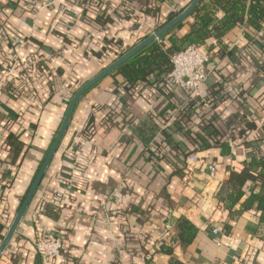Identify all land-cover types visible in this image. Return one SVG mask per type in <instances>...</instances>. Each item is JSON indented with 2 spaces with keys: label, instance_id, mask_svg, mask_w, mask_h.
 I'll return each mask as SVG.
<instances>
[{
  "label": "crops",
  "instance_id": "1",
  "mask_svg": "<svg viewBox=\"0 0 264 264\" xmlns=\"http://www.w3.org/2000/svg\"><path fill=\"white\" fill-rule=\"evenodd\" d=\"M188 1L0 0V243L71 92ZM205 4L211 24H232L199 43L204 101L163 77L133 90L103 78L0 264H264V207L251 198L264 190V0ZM45 233L64 244L52 262L34 246Z\"/></svg>",
  "mask_w": 264,
  "mask_h": 264
},
{
  "label": "trees",
  "instance_id": "2",
  "mask_svg": "<svg viewBox=\"0 0 264 264\" xmlns=\"http://www.w3.org/2000/svg\"><path fill=\"white\" fill-rule=\"evenodd\" d=\"M191 1L192 0H189L184 7L178 9L177 11L169 13L166 16V18L164 20H162V22L159 25H157L155 30L157 28L161 27L162 25H164L165 23H167L168 21H170L175 16H177L180 12H182L191 3ZM215 1L217 3L220 2V0H215ZM205 5H206L205 0H201L195 6V8L191 12V14L189 15V16H192L194 18V23L191 24V27H190L188 32L184 33L181 36L179 34H177L179 29L182 27V23L187 19L186 18L185 20L179 22L170 31H168L167 33H165L164 35H162L158 39L150 42L145 47L140 49L137 53H135L133 56H131L126 61H124L122 64H120L108 76H117V75L121 76L124 88H126L128 90H133L138 85L149 82L152 79L158 80L159 77H163L166 79V76L168 75V73L172 69L171 56L174 53L181 51L184 48H186L187 46L192 45V44L193 45H199V43L204 38L209 36L210 34L215 35V37H220L231 26L232 23H230V19H228V18L225 20H222L218 24H213V23L211 24V21L213 20L212 16L209 13H202V10H204ZM231 19H232L231 22L236 21V17H234L232 15H231ZM210 24L212 25L211 28H209ZM146 37L147 36L139 38L137 40V42L135 44H133L131 47L127 48L126 50H124L123 52L118 54L115 58L111 59L109 62L104 64L100 68L99 71H101L103 68H105L106 66H108L109 64H111L112 62L117 60L120 56H122L124 53H126L128 50H130L132 47L139 44ZM86 81L87 80H85V82ZM83 83L84 82H81L80 84H78L75 87V89L73 90V92H71V94L67 100V104H68L69 100L71 99V97L74 95V93L80 88V86ZM96 85H94V86H96ZM77 104L75 106L74 111L77 108ZM66 107H67V105H66ZM74 111H73V114H74ZM64 113H65V110L62 114L60 124L62 122ZM73 114H72V116H73ZM71 119H72V117H71ZM70 122H71V120H70ZM70 122H69V124H70ZM60 124H59V126H60ZM93 131H92V128L90 126L85 128V132L88 134H90ZM257 163L260 164L264 169V157L261 158L260 160H258ZM39 166H40V164H39ZM39 166H38V168H39ZM38 168H37V170H38ZM37 170L35 171V173L37 172ZM251 198L252 199H254V198L258 199L259 205L261 206V208L264 207V190H263V193H261V195H258V197L252 195ZM185 227L190 228V227H188L187 222H185ZM169 237H171V232L169 234ZM170 239H172V237Z\"/></svg>",
  "mask_w": 264,
  "mask_h": 264
},
{
  "label": "water",
  "instance_id": "3",
  "mask_svg": "<svg viewBox=\"0 0 264 264\" xmlns=\"http://www.w3.org/2000/svg\"><path fill=\"white\" fill-rule=\"evenodd\" d=\"M201 0H192L191 3L177 16L172 18L170 21L162 25L161 27L157 28L152 32L150 35H148L144 40H142L139 44L132 47L130 50H128L126 53H124L122 56H120L117 60L103 68L101 71H99L95 76L88 79L86 82H84L80 88L74 93V95L69 100L67 107L65 109V113L62 119V122L53 137L52 142L50 143L45 156L43 160L40 163V166L35 173L27 192L11 222L10 227L8 228L6 234L4 235L1 243H0V254L5 249L7 244L9 243L10 239L12 238L15 229L20 222L21 218L23 217V214L25 213L27 207L29 206L35 192L38 189V186L44 176V173L46 171L47 166L49 165L53 155L57 151L66 131L69 125V122L71 120L73 111L75 109L76 104L79 102V100L83 97V95L89 91L94 85H96L100 80L107 77L111 72H113L120 64H122L124 61H126L128 58L133 56L135 53H137L140 49L145 47L150 42L158 39L168 31H170L173 27H175L179 22L185 20L188 18V16L191 14L195 6L200 2Z\"/></svg>",
  "mask_w": 264,
  "mask_h": 264
},
{
  "label": "built area",
  "instance_id": "4",
  "mask_svg": "<svg viewBox=\"0 0 264 264\" xmlns=\"http://www.w3.org/2000/svg\"><path fill=\"white\" fill-rule=\"evenodd\" d=\"M171 63L172 69L166 76V80L176 87L185 89L190 97L198 98L203 102L201 88L207 78L208 55L199 45L192 44L174 53L171 56ZM1 73L0 70V76ZM204 105L207 103L204 102ZM190 160H195L194 156H190ZM211 169L214 171L215 166H212ZM217 232L216 227L212 228L213 234ZM169 234L170 227L166 224L161 237H169ZM34 246L39 254L50 262L59 258L64 250L61 238L46 233L35 240Z\"/></svg>",
  "mask_w": 264,
  "mask_h": 264
}]
</instances>
